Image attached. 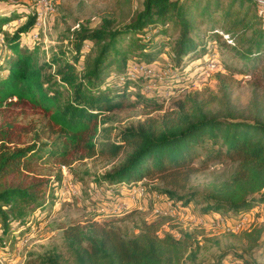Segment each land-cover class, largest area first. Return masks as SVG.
<instances>
[{
    "label": "trees",
    "instance_id": "16d2710c",
    "mask_svg": "<svg viewBox=\"0 0 264 264\" xmlns=\"http://www.w3.org/2000/svg\"><path fill=\"white\" fill-rule=\"evenodd\" d=\"M240 6L230 4L224 10L220 0H143L142 8L121 26H113L110 18H103L96 28L79 24L72 29L70 46L54 50L49 59L39 62L37 47L22 43V35L34 29L36 7L27 12L22 4L0 5V31L8 22L26 17L15 30H3L2 46L9 54L0 53V245L13 232V223L23 224L43 204L40 198L50 180L34 174L31 164L38 159L61 163L93 156L114 159L124 151L125 159L97 179L111 189L107 197L116 202L138 180L157 175L165 186L159 193L185 205L191 201L204 205L206 217L239 219L263 205L264 112L255 97L246 111L236 110L230 96L239 83L234 73H251L264 82V62H256L264 53V15L257 8V19L238 18ZM217 10L224 11L222 25L228 34L221 44L232 48L243 64L228 67L226 73L214 72L213 88L179 96L161 116H149L135 127L122 129L113 140H99L108 136L107 128L101 126L102 116L126 107L129 92L137 93V99L153 110L164 107L156 91L143 90L146 78L126 74L128 59L153 64L154 70L169 63L168 73L158 84L174 89L192 86L198 67L203 66V60L198 61L213 54L207 34L221 37L218 29L203 32L198 25L205 17L215 22L212 14ZM171 24L179 33L172 43ZM88 42L95 45L93 56L84 55ZM169 45L168 61H163L160 55ZM21 115L35 117V123L19 122ZM197 157L198 166L193 164ZM222 159L236 163L228 179L210 184L203 193L176 194L185 190L191 173ZM259 216H264V209ZM123 219L89 220L67 227L64 237L71 260L65 264L182 262L186 246L170 233H157L161 220L142 221L138 233L127 236L115 224ZM263 232L264 222L252 223L241 232L246 241L241 251L231 252L227 262L224 252L212 264H264ZM255 251L260 260L252 257ZM40 264L59 263L45 258Z\"/></svg>",
    "mask_w": 264,
    "mask_h": 264
},
{
    "label": "rangeland",
    "instance_id": "374dc122",
    "mask_svg": "<svg viewBox=\"0 0 264 264\" xmlns=\"http://www.w3.org/2000/svg\"><path fill=\"white\" fill-rule=\"evenodd\" d=\"M142 1L49 0L53 11L47 15L46 27L38 30V39L31 37L36 31L35 27L29 34H23L22 43L30 46V48L37 47L36 55L39 62L47 60L54 50L70 46V40H74L75 35L72 29L77 24L87 28H96L101 24L103 18H110L113 20V26H121L142 8ZM204 1L206 0H202V3ZM220 3L224 10L230 4L241 5L239 7L240 12L237 15L238 18L245 16L247 20L257 19V7L254 0H220ZM2 4L4 6L22 4L26 6L25 10L27 12L33 10V7L37 8L35 0H0V5ZM212 16L216 21L212 22L210 18L205 17L204 21L198 25L199 30L206 32L211 28H215L225 33V26L222 25L224 11L217 10ZM25 21V16L20 17L2 27V31H0V53L2 55L9 54L2 46L4 41L3 30L11 32ZM168 34L171 39L169 40L170 43L179 36L172 24L169 26ZM220 36L218 37L215 34L208 36L207 34L206 38L211 41V49L215 54L216 60H218L219 67H221L220 71L226 73L228 67L232 68L235 64L242 65L243 63L234 55L235 52L232 48L221 44L224 37ZM84 49L86 50L84 55L87 52L89 56H93L95 45L92 42H88ZM171 49L172 47L169 45L161 53L160 58H163V61H168L167 58ZM202 60H204V57L198 62ZM130 62L133 61L129 58L127 64ZM256 62L258 64L264 62V53L262 58L256 60ZM249 64L251 63L248 62L246 64L248 68L251 67ZM156 66L155 68L158 71L166 69V67ZM113 67L116 66L114 65ZM192 67L194 69V65ZM114 70L117 72L118 69L115 68ZM197 70L201 71L200 66ZM114 77H117V74ZM233 77L239 80V83L231 91L230 97L233 107L241 112L246 111L251 106L252 98L255 97L259 107L264 112V82H259L251 73L246 75L234 73ZM214 81L213 76L212 78L209 76L202 81L198 77L195 86L172 89L170 97L164 99V107L161 110H153L151 105L145 104L140 99L138 100L136 97L137 93H132L131 91L127 95L126 107L106 112L102 116L104 123L101 126L107 128L108 136H102L98 139L113 140L117 137L120 130L135 127L138 122L145 120L149 116H161L164 109L173 106V102L179 96L202 87L213 88ZM166 86L164 85V87ZM177 91L179 92L177 93ZM32 118L35 117L21 115L18 121L26 124L34 122ZM27 140L30 139L27 138ZM43 140L46 141V139ZM125 155L126 153L121 151L114 159L93 156L82 159L73 158L70 163H61L49 159L34 161L31 164L34 174L50 180L48 187L40 198L43 204L29 215L23 224L13 223V232L9 237L5 236L2 245H0V264H40L45 258H54L59 264H65L68 260H71L68 241L64 237L65 229L76 224H85L89 220L101 222L107 219L125 218L118 220L115 224L127 236L138 233L142 221L161 220L163 224L159 234L170 233L174 237L182 239L186 246L180 264H212L224 252H227L228 255L223 261L227 262V260L231 259L229 257L231 252H240L241 248L245 246L246 241L242 236V230L232 232L226 229L227 226L233 224L236 218L221 215L224 218V222L215 224L213 223L214 217L209 215V219L205 218L207 215L202 213L204 205L196 201H191L188 205H184L191 215L204 219L203 225H195L194 222L188 218H183L181 215H175L170 218L152 215L154 204L160 203V200L154 198L153 194L159 193V189L165 188L157 175L144 177L146 180L143 181L142 186L148 195L142 196L137 200L131 199L130 193L120 196L118 200L125 201L129 206L127 212L114 216H104L100 213L98 210L103 207H110L116 201H112L107 197L111 189H108L105 183L99 182L97 179L101 174L121 163L125 159ZM199 162L200 157H197L194 159L193 164L198 166ZM235 166V162L227 159L211 161L205 168L191 173L185 190H176V194L180 196L187 193L192 194L193 192L194 194L203 193L210 184L228 179L232 175ZM134 185L136 184H133L132 187ZM263 209L264 204L247 213L251 214V218L256 220L253 223H260L258 221L260 216L256 217L257 213L262 212ZM263 242L264 232L262 239H260V243ZM251 254L252 257L260 260V254L257 251Z\"/></svg>",
    "mask_w": 264,
    "mask_h": 264
},
{
    "label": "built area",
    "instance_id": "2783aa9c",
    "mask_svg": "<svg viewBox=\"0 0 264 264\" xmlns=\"http://www.w3.org/2000/svg\"><path fill=\"white\" fill-rule=\"evenodd\" d=\"M254 3L258 8L259 14L264 15V0H254ZM35 4L37 6L36 17L34 22V27L36 28V31H34L31 37L33 39H38L39 36L38 30L44 29L46 27L47 15L53 11V7L51 6L49 0H35ZM76 27H78V24L76 25ZM218 33L222 35L224 39H228V34L224 33L223 31H218ZM153 66H154L153 64L150 65L143 62L140 63L133 61L127 64L126 74L132 79L138 77L146 78L147 81L143 87V90L145 92L156 91L160 100L168 99L170 97V93L172 89L174 88L168 85L164 87V85H159L158 83L162 79V75L166 74L165 72L169 71L170 64L166 63L165 66L166 69L161 71H158L157 68L156 70H154ZM200 68L201 71L197 76L201 81L206 80L209 76H211L212 73L221 70V67H219L218 60H216L214 53L211 54L205 60H203V66H200ZM115 75L116 73L113 74V76ZM197 78L194 80L192 86H195ZM144 180L146 179L143 178L141 180H138L135 183L136 185L132 187L130 191L131 199L137 200L142 196L148 195V193L142 186ZM153 197L159 199L160 203L154 204L152 209V215L157 217H166V218L174 217L175 215H181L183 218H188L189 220L194 222L195 225L204 224L203 218H199L190 214L186 206L183 204L182 200H178V199L176 200L175 198L170 197L167 194H161V193H155L153 194ZM128 209L129 206L125 201H119V202L117 201L112 206L103 207L98 211L102 213L104 216H114V215L123 214L124 212H127ZM209 217L210 216L206 217V219H209ZM211 217H214L213 223L215 224H221L224 222V218L221 215H216ZM254 221L256 220L251 218V214H245L239 219L234 220L233 224L227 226L226 229L232 232H237L240 230H249ZM258 221L260 223L264 222V216H260V218H258Z\"/></svg>",
    "mask_w": 264,
    "mask_h": 264
},
{
    "label": "crops",
    "instance_id": "0c3cea01",
    "mask_svg": "<svg viewBox=\"0 0 264 264\" xmlns=\"http://www.w3.org/2000/svg\"><path fill=\"white\" fill-rule=\"evenodd\" d=\"M150 65H152V64H150Z\"/></svg>",
    "mask_w": 264,
    "mask_h": 264
}]
</instances>
